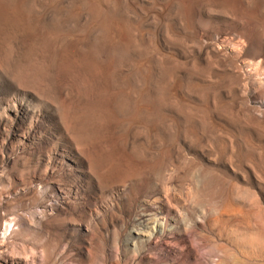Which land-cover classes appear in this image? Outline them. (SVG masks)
<instances>
[{
	"label": "rangeland",
	"instance_id": "374dc122",
	"mask_svg": "<svg viewBox=\"0 0 264 264\" xmlns=\"http://www.w3.org/2000/svg\"><path fill=\"white\" fill-rule=\"evenodd\" d=\"M0 264H264V0H0Z\"/></svg>",
	"mask_w": 264,
	"mask_h": 264
},
{
	"label": "bare ground",
	"instance_id": "6f19581e",
	"mask_svg": "<svg viewBox=\"0 0 264 264\" xmlns=\"http://www.w3.org/2000/svg\"><path fill=\"white\" fill-rule=\"evenodd\" d=\"M10 226H11L10 222L5 221L4 230L7 231L10 228Z\"/></svg>",
	"mask_w": 264,
	"mask_h": 264
}]
</instances>
